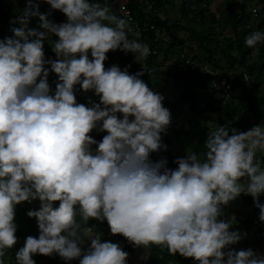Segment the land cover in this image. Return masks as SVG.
Returning <instances> with one entry per match:
<instances>
[{
    "label": "clouds",
    "instance_id": "9594fccd",
    "mask_svg": "<svg viewBox=\"0 0 264 264\" xmlns=\"http://www.w3.org/2000/svg\"><path fill=\"white\" fill-rule=\"evenodd\" d=\"M46 2L67 22L50 20V12L27 0L22 15L10 21L18 25L10 29L14 35L0 39V264L18 242L17 205L37 199L39 210L27 215L37 219L39 236L26 238L16 264H36V254L127 264L129 253L102 242L103 233L81 247L83 225L92 219L106 220L111 234H122L133 247L167 248L198 264H264V254L231 248L247 234L221 219L224 206L245 194L264 221V162L257 156L264 153V123L248 131L210 129L203 153L177 158L175 169L166 158L153 161V152L167 149L162 133L172 117L165 97L140 78L143 72L130 74L131 65L105 67L107 53L118 49L143 63L149 45L130 38V18L107 4ZM31 17H39L43 31L29 27ZM51 35L59 38L50 42L58 59L45 58ZM258 44L264 32L245 38L246 47ZM50 71L58 76L54 93ZM76 85L94 91L99 102L78 103ZM94 130L107 134L97 141Z\"/></svg>",
    "mask_w": 264,
    "mask_h": 264
},
{
    "label": "trees",
    "instance_id": "16d2710c",
    "mask_svg": "<svg viewBox=\"0 0 264 264\" xmlns=\"http://www.w3.org/2000/svg\"><path fill=\"white\" fill-rule=\"evenodd\" d=\"M102 6L107 4L111 7V10L117 14L115 9V4L117 0H100ZM126 6L129 8L131 14L136 18V20L142 25L146 20L154 22L156 26L162 27L167 35L169 36L170 43L166 53L164 54V60L175 50V46L182 44L184 41L182 36L179 35L180 32L185 31L188 33L187 39L195 41L198 43L199 48L208 56L212 58L213 63H215L214 56L215 51L218 48L223 50L222 57L227 60V62L232 64H237L240 68H245L251 75V78L247 81L243 79L242 72H238L232 75L229 79L231 82L230 97L227 101H224L220 97H214V95L209 91L207 80L208 76L202 74L198 67L188 66L185 70H178L174 73H170L162 69L163 62L157 61L155 58L147 59L144 69L138 72H143L144 74L140 77L144 80L149 87L156 92L162 94L165 99L163 100V105L170 110L171 113V125L167 130V134H163L165 142L171 148L176 144L180 145L182 148L191 149V151L197 153H203L204 145L210 130H207L204 126L197 127L196 122L191 124L189 121L179 122V115H181L186 108L196 110L199 113L209 114L206 117V123H213L212 129L218 125H226L229 128H237L240 131H248L253 126L264 123V93L258 92L256 89L259 83L264 82V44H258V54L257 59L252 62H248L247 54L250 48L245 45V38L253 31L241 30L238 31L239 27L246 22L248 17L242 15L238 17V14L244 12L246 6L241 5V10H234L236 1L226 0L225 9L222 11V29H220L217 34L214 31L215 26L208 25L203 17L202 11L196 12L195 9L190 8V2H182L179 5L180 15L178 18H169L165 16L162 18L159 15H154L152 10H146L141 6L140 0H125ZM166 5L174 6L171 0H155V8L159 9ZM27 6L26 0H19L18 3L14 5H8L3 0H0V23L1 27L9 32V37L14 34L10 31L13 25L10 21L15 20L21 12ZM55 10V9H54ZM58 13H51L49 19L56 21L59 16H62L64 21L67 22V17L60 10H56ZM118 15V14H117ZM192 15V16H191ZM219 22L218 25H221ZM214 23V22H213ZM30 27V25H29ZM230 28L232 33L227 35L224 33L225 28ZM33 28H35L33 26ZM38 29V28H37ZM264 32V16L260 18L258 22L257 30ZM221 37H218V36ZM52 37H57L51 35ZM45 57L52 54L51 50L47 49L44 45ZM109 58L116 57L113 60V64L123 65L127 67L131 65L128 69L130 74H135L132 54L125 53L121 50L109 51L107 53ZM220 61V58H219ZM216 66H219L217 63ZM229 65V66H230ZM227 66V67H229ZM50 69V65L46 66ZM105 67H111L108 60L105 61ZM52 79V71L49 73L48 80ZM181 79V83L178 80ZM256 81V82H255ZM197 85L202 89V93L199 94L197 91H193L194 85ZM52 89L55 88L54 83H51ZM94 93V91H92ZM167 95L172 96V100L166 98ZM78 96V95H77ZM99 97L94 93V102L98 103ZM215 115V116H213ZM97 145H93L95 149ZM258 158L264 162V153H257ZM180 158L178 155H173L168 153L166 159L168 161L169 168H177L178 165L174 161ZM151 159L155 161L152 157ZM236 203L240 204H252L253 209L255 207L253 197L251 195L241 194L235 200ZM261 203H264L260 199ZM29 205V206H28ZM55 206H59V202H55ZM40 201L39 199L33 201L32 203L22 202L16 207V223H17V237L18 242L12 248L8 249L6 252L4 260L9 256L15 254L20 242L31 235L34 237L39 236V228L36 218H30L27 215L29 210H39ZM255 211H259L256 207ZM80 220V217H77ZM221 219L228 220V214L224 207V215ZM237 219L232 220L231 230L235 231L234 223ZM246 227H255L254 237H244L240 244H254L256 247L264 239V221L255 222L251 217L245 219ZM94 227L97 230L110 229L107 221H97L92 219L88 224L83 225V228ZM247 229V230H248ZM113 235V234H112ZM117 240L123 243L122 249L126 252L132 253L134 247L128 242V240L123 237L122 234L113 235ZM84 250L86 248L82 247ZM233 248V245L231 246ZM242 250V249H241ZM244 250V249H243ZM147 259L144 264H198L194 258H185L177 253L175 256L170 254L167 248H161L152 245L147 249ZM36 264H79L78 260L65 261L58 254L53 256H46L42 254H36L33 256ZM5 264H10L6 263Z\"/></svg>",
    "mask_w": 264,
    "mask_h": 264
},
{
    "label": "built area",
    "instance_id": "2783aa9c",
    "mask_svg": "<svg viewBox=\"0 0 264 264\" xmlns=\"http://www.w3.org/2000/svg\"><path fill=\"white\" fill-rule=\"evenodd\" d=\"M27 1V0H26ZM186 2H190V8L195 9L198 13L202 11L205 22L208 25L215 26L214 31L217 32L222 29V11L225 9V1L226 0H184ZM236 4L233 7L234 10H241V5L245 4L246 8L243 14L239 13L238 17L242 15H246L248 19L245 23H243L238 31L246 30L248 32L257 30L258 22L261 17L264 16V0H235ZM19 0H8V4L18 3ZM39 4V9L41 12L45 13H58V11L51 8L50 4L46 2V0H35ZM100 4L102 2L97 0ZM141 6H143L146 10H152L154 15H159L164 18V14L162 13V8H155V0H140ZM116 12L119 16H126L130 18V24L132 27V32L129 33V37L132 39H137L141 43H146L149 45L151 54L142 62H137L132 56L133 62L135 63L134 70L138 72L141 69L145 68L147 59L155 58L157 61L163 62L162 69L168 71L170 73H174L178 70H185L188 66H196L202 74H206L208 76L207 85L209 91L214 95V97H220L224 101H227L230 97V88L231 82L230 78L233 74L242 72L243 79L248 80L251 78V75L245 68H240L237 64L230 65L225 58L222 56L223 50L221 48L216 49L213 63L212 58H208V56L199 48L198 43L195 41L187 39L188 33L182 30V39L184 40L182 44L175 46L177 50L172 52L165 60L164 54L167 51L168 44L170 43L169 36L166 31L159 26H156L154 22L146 20L142 25L136 20V18L131 14L129 8L126 6L125 0H117L115 4ZM255 9V12H253ZM23 13V12H22ZM21 13V15H22ZM192 16V15H191ZM56 23H64V19L62 16L55 21ZM214 22V23H213ZM221 22V25H218ZM224 33L230 35L232 30L230 28H225ZM218 37H221L220 35ZM203 53V54H202ZM202 54V55H201ZM258 54V45L255 49L250 48L249 53L247 54L248 62H252L257 59ZM90 58L91 54L89 53ZM116 57H111L112 60H115ZM220 58V61H219ZM55 59H58L56 56ZM219 66H216L215 64ZM230 65V66H229ZM229 66V67H227ZM58 80V76L56 73L52 72V82L56 87V81ZM181 83V79L178 81ZM193 91H197L199 94L202 93V89L197 85H194L192 88ZM82 92L80 85H76V96ZM166 98L168 100H172L171 95H167ZM191 124L194 121L190 118L187 119ZM92 135V133H90ZM94 139H96L94 137ZM97 140V139H96ZM98 141V140H97ZM260 199L264 202V194H261ZM249 208V210L253 209V205H245ZM233 220V219H232ZM230 220V221H232ZM231 230V229H230ZM25 239H23L16 251L19 250L20 247L23 246ZM6 263L16 264L15 254L9 256L4 260Z\"/></svg>",
    "mask_w": 264,
    "mask_h": 264
},
{
    "label": "rangeland",
    "instance_id": "374dc122",
    "mask_svg": "<svg viewBox=\"0 0 264 264\" xmlns=\"http://www.w3.org/2000/svg\"><path fill=\"white\" fill-rule=\"evenodd\" d=\"M171 1H172L174 6L166 5V6L163 7V9H164V11H166V15L168 17H172L173 16V18H178L179 15H180L179 5H180L182 0H171ZM169 10L173 14L170 13ZM180 34L182 35V32H180ZM5 37H8V31L3 29L0 26V39H4ZM108 58H109V56H108ZM114 65H115V63H114ZM256 89L258 90V92L264 93V82L259 83V85L257 86ZM83 95H84L83 97L85 98V100H83V102H81V103L85 104L86 106H91L89 101L90 100L94 101V93L90 90L88 92H84ZM98 102H99V100H98ZM197 110L198 109L192 110L189 107L186 108L184 110V112L181 115L178 116L179 117L178 121L182 123V122H186L187 119L191 118L194 122H196V126L197 127L204 126L205 128H207V130L212 129L213 123H211V122L210 123H206L205 122L206 121L205 120L206 117L210 116V115L208 113L207 114L199 113ZM118 115L121 116V114H118ZM213 116H215V115H213ZM121 118H122V116H121ZM106 134L107 133L100 132L99 130H94L92 132V136L95 137L98 141H101L103 136L106 135ZM162 140H163V143L166 144L163 134H162ZM188 152H192L191 149L182 148L179 144L178 145L176 144L172 148L167 145V149L166 150L162 149L159 152H153L151 154V157L155 161H158L161 158H166V155L168 153H171L173 155H178L180 158H182V157H186ZM224 207H225V210H226V212L228 214V220H232L234 218L237 219V222L234 223L235 231H239L242 235L244 233H246L247 235L245 236V238L246 237H251L252 238V237L255 236V229L256 228L255 227H249V229H248L246 227L247 225L245 223V219H247L248 215H249V217H251L255 222H263V221L259 220V211H255L256 207H254V209L249 210L248 207H246L243 204L236 203L235 200L230 202L229 205L224 206ZM83 229H84V231H83L84 244L81 245V247H84V248L87 249V247L90 246L89 237L90 236H94L98 232L99 233H103V235L101 237L102 242L110 241V242H113V243H118L121 246V248L123 246V243L120 242L119 240H117L111 234L110 229L97 230L94 227H86V228H83ZM240 243L241 242H238L236 245H233V248H235L237 251H239L241 249L246 250V249L251 248L252 250H254V251L258 252V253L264 254V239L260 242V244L257 247L254 244H240ZM142 255H147V249H145L143 246L134 247L132 253H129V257L127 258V264H144L146 259L145 260L140 259V257ZM75 260L79 261V259H75Z\"/></svg>",
    "mask_w": 264,
    "mask_h": 264
},
{
    "label": "crops",
    "instance_id": "0c3cea01",
    "mask_svg": "<svg viewBox=\"0 0 264 264\" xmlns=\"http://www.w3.org/2000/svg\"><path fill=\"white\" fill-rule=\"evenodd\" d=\"M6 4H8L7 3V1L8 0H3ZM184 0H182V2H183ZM184 2H186V1H184ZM8 5H14V4H8ZM169 12L170 13H172L170 10H169ZM22 13V12H21ZM21 13L19 14V15H21ZM162 13L164 14L163 16L165 17V16H167L166 15V11H164V9H162ZM173 14V13H172ZM170 19L171 18H173V16L172 17H169ZM29 25H30V27H35V28H38L39 30H41V31H43V29H40V20H39V17H31L30 18V23H29ZM0 26H1V23H0ZM8 37H9V32H8ZM59 38L58 37H52V36H49V40H45L44 41V45H45V47H47V49H49V50H51V52H52V54H50V55H48V56H46L45 58L46 59H55V57H56V54L54 53V51H53V48H52V44L50 43V42H52V41H55V40H58ZM132 54V56L134 55L133 53H131ZM108 61L110 62V65L112 66V65H114L113 64V60L111 59V58H108ZM116 65V64H115ZM46 66H48V65H45V67ZM118 66H120V68H121V70H123V68H125V66H123V65H118ZM48 82H49V84H50V86H52L51 85V83H52V79H50V80H48ZM52 88V87H51ZM53 90V93H54V91H55V88H53L52 89ZM84 91L82 90V92L80 93V94H78V96H77V102L78 103H81V102H83V100H85V98L83 97L84 95ZM121 116H122V114H121ZM104 133V132H103ZM106 133V132H105Z\"/></svg>",
    "mask_w": 264,
    "mask_h": 264
}]
</instances>
